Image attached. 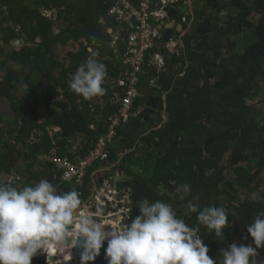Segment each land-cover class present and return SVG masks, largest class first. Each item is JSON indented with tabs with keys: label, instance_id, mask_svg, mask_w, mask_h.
Masks as SVG:
<instances>
[{
	"label": "trees",
	"instance_id": "16d2710c",
	"mask_svg": "<svg viewBox=\"0 0 264 264\" xmlns=\"http://www.w3.org/2000/svg\"><path fill=\"white\" fill-rule=\"evenodd\" d=\"M113 2L0 0V69H6L0 76V101L9 108L8 116L0 112V183L23 187L45 179L58 193L75 189L83 201L89 196L87 183L98 165L78 188L63 183L45 157L54 152L72 158L68 151L79 136L76 155L84 156L117 109L107 84L103 96L88 101L68 87L88 49L98 52L99 61L110 58L107 66L121 56L124 42L110 45L115 32L119 39L125 35L107 16ZM191 5L183 46L171 55V63L166 59L168 66L180 65L171 89L163 90L164 100L159 97L166 122L147 133L152 126L129 119L117 130L109 160L115 162L122 147L131 150L114 168L131 189L129 223L145 198L170 203L190 227L198 226L195 213L185 214L193 196L201 208L224 207L228 225L222 238L199 226L207 255L218 264L222 249L245 245L235 240L238 234L252 239L247 224L264 212V200L255 198L264 196V111L254 106L264 105V0H194ZM69 43L77 44V51L57 57L58 48ZM183 184L191 192L180 200L175 189ZM263 258L264 246L257 264ZM31 264L45 263L39 258Z\"/></svg>",
	"mask_w": 264,
	"mask_h": 264
},
{
	"label": "clouds",
	"instance_id": "9594fccd",
	"mask_svg": "<svg viewBox=\"0 0 264 264\" xmlns=\"http://www.w3.org/2000/svg\"><path fill=\"white\" fill-rule=\"evenodd\" d=\"M191 3L192 0L190 9L187 7L192 16ZM172 10L175 16H171L175 18L189 14L179 11L177 16V9ZM108 12L107 16L111 18ZM46 15L52 17L51 12L46 11ZM190 20L187 21L189 28L192 18ZM100 24L104 25L103 19H100ZM161 30L163 37L162 27ZM117 33L120 35L119 31ZM113 42L114 39L111 46ZM173 53L163 52V69L151 67L146 68V72L149 69L163 72L168 66L166 55ZM98 55V52L90 50V55L78 65L68 85L74 94L85 101L103 96L105 92L102 85L107 71ZM119 183L122 185L124 182L119 180ZM175 191L180 200H185L191 189L189 185L183 184L177 186ZM255 198L264 200V196L258 193ZM186 208V215L196 214L197 227H190L178 218L170 203L159 200L150 203L147 198L140 202L139 214L130 223L113 227L103 218V209L90 210L75 189L58 193L57 188L45 179L23 187L10 182L0 183V264H31L37 254H46L47 257L61 254L63 261L67 262L71 259L72 247L81 249L80 264H89L100 254L105 241L107 247L104 258L107 264H216L207 255L209 249L199 235V226L206 228L208 233H214L215 237L222 238L228 225L225 208H201L198 196H193ZM105 226H110V230H106ZM247 233L255 247L233 243L221 250L218 264H257L258 250L264 246V212L247 224ZM69 238L70 243H67ZM48 264H51V260H48ZM56 264H61V261H56Z\"/></svg>",
	"mask_w": 264,
	"mask_h": 264
},
{
	"label": "built area",
	"instance_id": "2783aa9c",
	"mask_svg": "<svg viewBox=\"0 0 264 264\" xmlns=\"http://www.w3.org/2000/svg\"><path fill=\"white\" fill-rule=\"evenodd\" d=\"M183 6L189 7L190 0L114 1L108 15L123 26L125 31V35H123L124 49L121 53L120 70L116 80V86L121 90L119 95L116 94L117 109L107 118L105 133L96 139L93 147L84 156H78L76 153L68 151L69 154L74 155L72 158L58 156L54 152L45 157V160L59 173L63 183L81 188L84 185L87 171L92 166L109 163L108 146L116 139L117 130L129 119L138 115L133 104L139 96L140 77L146 68L163 69L165 65L163 52L173 53L178 47L171 36L168 43L162 42L157 45V40L162 39L161 27L164 26L163 24L173 20L168 24L175 25V17L171 16L170 9L175 8L178 11ZM179 18L176 19L184 24L187 23L186 18L182 16ZM157 46L161 48L157 49ZM154 48H156V52L152 53ZM151 85H155L154 81H151ZM119 161L120 158L116 162L111 161L107 166L108 170L115 171L114 168ZM99 180H101L100 184ZM87 185L90 194L85 203L90 210L96 211L98 208H102L103 218L113 227L129 223L132 202L131 189L128 186H121L119 180H113L111 176H100V170L91 174V180ZM105 227L106 230H110V226ZM53 256L58 261L60 254ZM35 257L37 259L47 258V255L37 254ZM74 262L73 264H80V261ZM52 264H56V262Z\"/></svg>",
	"mask_w": 264,
	"mask_h": 264
},
{
	"label": "crops",
	"instance_id": "0c3cea01",
	"mask_svg": "<svg viewBox=\"0 0 264 264\" xmlns=\"http://www.w3.org/2000/svg\"><path fill=\"white\" fill-rule=\"evenodd\" d=\"M189 9H190V6H189ZM180 9L178 10V12H177V16L180 14ZM186 12H188L189 14H191V11L190 10H188V11H186ZM185 12V13H186ZM180 17V16H179ZM179 17L177 18V19H179ZM184 18H185V14H184V16H183ZM176 18H174V21H175V25H172V27H170V30H171V38L172 39H174V41H175V43L177 44V48L174 50V52H176V50L177 49H179V48H181L182 46H183V41H182V39H181V37L187 32V30L189 29V26H187L186 28H185V25H184V23H182L181 21H178ZM171 21H173V20H170L168 23H170ZM168 23H165V24H163L164 26H171V24H168ZM161 25V24H160ZM180 25L182 26V27H180ZM176 30H178L179 32H177ZM109 33H112L111 31H108ZM165 32V31H164ZM113 39H114V41H119V40H121V39H119V34L117 33V32H115L114 34H113ZM122 41V40H121ZM158 45V44H157ZM161 47L160 46H157V49H160ZM77 49H78V46H77ZM91 49H88V51H90ZM77 51V50H76ZM75 51V52H76ZM115 51H116V49H115ZM119 54H117L116 56H115V58L114 59H112L114 62L113 63H108L109 65L107 66L106 64L107 63H104V61H107V62H110V58H108V57H105V58H100V62L101 63H103V64H105V66H106V71H107V76H106V78H105V80H104V84H107V85H109V86H111L112 87V90H113V92H112V101H111V103L112 104H115L116 102H117V97H116V94L117 95H119V93H121V90H120V88H117V86H116V80L118 79V73H119V69H120V64H119V56H118ZM179 64L177 65V66H167V67H165V69H164V71L162 72V71H157V72H149V70H148V72H146L145 73V76H144V78H142V80H141V82H140V85H139V88H138V90H139V96H138V98H137V100L136 101H140L141 99H142V97H143V94L146 92L145 90H143V93H142V90H141V88H142V86H144V82H146L147 81V86H148V89H150V90H152L153 88H156V78H153V75L154 74H159V73H165V77L166 78H169V77H173L174 79L171 81V82H168V85H169V89H166V90H170L171 89V86H172V84H173V82L175 81V78H176V76H175V73H177V71L179 70ZM117 71H118V73H117ZM117 74V75H116ZM151 81H154V83H155V85L154 86H152L151 85ZM158 93H160V99L161 100H164V97H165V95H166V93H167V91H163V90H159L157 93H154L153 95H155V96H157V94ZM158 97V96H157ZM96 102V101H95ZM143 110V108H141V107H135V111H139V112H141ZM155 113L156 114H158V115H160V118H159V120H158V125L157 126H154L152 123H151V125L150 126H152L150 129H149V127H145V128H148L149 130H148V132L147 133H149L150 131H153V130H156V129H159L165 122H166V113H165V104L163 103V106H162V110L160 111V109L158 108V105L156 106V110H155ZM135 118H137V116L135 117ZM150 119V122H152V117H150L149 118ZM137 120H139V119H137ZM140 121V120H139ZM141 123H143L142 121H140ZM144 125V124H143ZM146 133V134H147ZM81 141H82V139H81ZM115 142V141H114ZM114 142L112 143V144H110L109 146H108V149H109V151H110V149H115L114 147H113V145H114ZM77 143H80V142H77ZM78 145V144H77ZM76 145V146H77ZM76 146H73L72 147V153H76V152H73V150H75L76 149ZM124 147H122V151H120V152H116L115 154H116V161H118V158H122L126 153H128L129 151H131V150H127V149H123ZM111 161H113V160H109V163H106V164H99L98 166V168L96 169V171L97 170H101V169H103V168H105V166H109L110 165V163H111ZM115 161V162H116ZM95 166V165H94ZM93 167V166H92ZM95 172V171H94ZM100 184V183H99ZM97 186V185H96ZM125 186V185H124ZM89 191V190H88ZM89 194H90V191H89Z\"/></svg>",
	"mask_w": 264,
	"mask_h": 264
},
{
	"label": "water",
	"instance_id": "95a60500",
	"mask_svg": "<svg viewBox=\"0 0 264 264\" xmlns=\"http://www.w3.org/2000/svg\"><path fill=\"white\" fill-rule=\"evenodd\" d=\"M194 1V0H192ZM188 10L187 6H183L181 8V13H185ZM170 13L172 16H175V12L170 9ZM180 19V18H179ZM171 26H163L162 29L165 31L163 33V37L162 39H158L157 43H167L169 41L170 35H171V30H170ZM180 27H182L180 25ZM177 32H179L178 30H176ZM156 52V48H154L152 50V53ZM167 60L169 61V63H171L170 59H171V55L167 54L166 55ZM149 72H153V70L149 69ZM153 78H156V88H153L152 90L148 89L147 86V81L144 82V86H142L141 90L143 93V90H145L146 92L143 94V97L140 101H134V107H141L143 108V110L141 112H139L137 119H139L140 121L143 122L145 127H149L151 125V123L154 126L158 125V120L160 118V115L155 113L156 110V106L159 103V97L153 95L154 93H157L159 90H166L169 89V85L168 82H171L174 78L173 77H169L166 78L165 77V73H159V74H154ZM150 117H152V122H150ZM99 183H101V180H99ZM125 186H127V184H124ZM67 243H70V238L68 239V241H66ZM107 247V243H103L102 248L100 250V254L95 258L94 261L89 262V264H107V260L104 258V254H105V249ZM80 252L81 249L78 247H72L70 249V253H71V260L72 261H80ZM33 259H37L36 257H34ZM59 259H63V256L60 254ZM48 260H51V264L55 263L57 261V258L55 256L52 257H43L42 261L43 262H48Z\"/></svg>",
	"mask_w": 264,
	"mask_h": 264
},
{
	"label": "rangeland",
	"instance_id": "374dc122",
	"mask_svg": "<svg viewBox=\"0 0 264 264\" xmlns=\"http://www.w3.org/2000/svg\"><path fill=\"white\" fill-rule=\"evenodd\" d=\"M250 40V37L248 36L247 37V41ZM20 46V44L17 45V47ZM77 50V44L75 43H69L67 46H65L64 48H58V51L56 53L57 57H62V56H66L67 53H70V52H75ZM6 69H0V76H2L4 73H5ZM157 96H160V93L157 94ZM252 104V103H251ZM255 108H260L262 111H264V105H262V103H256V105H254ZM0 112L4 115V116H8L9 115V108H8V104L7 102H5L4 100H1L0 101ZM81 139L82 137L79 136L77 137L76 139V149L73 150V152H76L77 151V147H79V144L80 143H77V142H81ZM106 175L108 176H111L113 178V180H121L123 182L125 181H128V179H125L123 177V174L121 172H119L118 170H115L113 171L112 169L111 170H108V167L106 166L105 168L102 169ZM111 173H113L111 175ZM105 174H103V172H100V176H103ZM124 184V183H123ZM243 196H240V199H242ZM237 241H240V242H243L245 245H247L248 242H252V239H249L248 241L245 240V237L244 235L242 234H239L236 236L235 238Z\"/></svg>",
	"mask_w": 264,
	"mask_h": 264
},
{
	"label": "bare ground",
	"instance_id": "6f19581e",
	"mask_svg": "<svg viewBox=\"0 0 264 264\" xmlns=\"http://www.w3.org/2000/svg\"><path fill=\"white\" fill-rule=\"evenodd\" d=\"M100 172H103V174L106 175V173H105L103 170H100ZM59 261H61V264H73V263L71 262V259H70L69 261H67V262L63 261V259H62V260L59 259Z\"/></svg>",
	"mask_w": 264,
	"mask_h": 264
},
{
	"label": "flooded vegetation",
	"instance_id": "af4514ba",
	"mask_svg": "<svg viewBox=\"0 0 264 264\" xmlns=\"http://www.w3.org/2000/svg\"><path fill=\"white\" fill-rule=\"evenodd\" d=\"M159 97V96H158ZM57 255V254H56ZM73 263H75V262H73Z\"/></svg>",
	"mask_w": 264,
	"mask_h": 264
}]
</instances>
